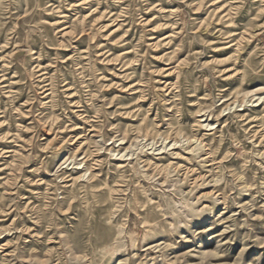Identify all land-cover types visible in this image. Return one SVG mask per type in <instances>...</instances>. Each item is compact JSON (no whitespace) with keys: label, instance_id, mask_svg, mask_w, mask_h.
I'll return each mask as SVG.
<instances>
[{"label":"rangeland","instance_id":"374dc122","mask_svg":"<svg viewBox=\"0 0 264 264\" xmlns=\"http://www.w3.org/2000/svg\"><path fill=\"white\" fill-rule=\"evenodd\" d=\"M0 264H264V0H0Z\"/></svg>","mask_w":264,"mask_h":264}]
</instances>
